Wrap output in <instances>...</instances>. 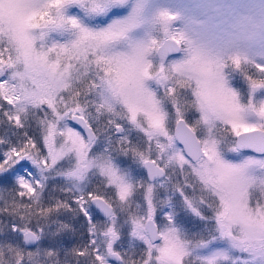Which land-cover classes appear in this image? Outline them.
Here are the masks:
<instances>
[{"label": "snow or ice", "instance_id": "6c2138e0", "mask_svg": "<svg viewBox=\"0 0 264 264\" xmlns=\"http://www.w3.org/2000/svg\"><path fill=\"white\" fill-rule=\"evenodd\" d=\"M0 264H264V0H0Z\"/></svg>", "mask_w": 264, "mask_h": 264}]
</instances>
